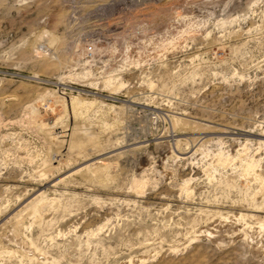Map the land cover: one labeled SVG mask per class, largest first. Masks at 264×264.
Segmentation results:
<instances>
[{
	"label": "rangeland",
	"instance_id": "rangeland-1",
	"mask_svg": "<svg viewBox=\"0 0 264 264\" xmlns=\"http://www.w3.org/2000/svg\"><path fill=\"white\" fill-rule=\"evenodd\" d=\"M0 264H264V0H0Z\"/></svg>",
	"mask_w": 264,
	"mask_h": 264
},
{
	"label": "built area",
	"instance_id": "built-area-1",
	"mask_svg": "<svg viewBox=\"0 0 264 264\" xmlns=\"http://www.w3.org/2000/svg\"><path fill=\"white\" fill-rule=\"evenodd\" d=\"M100 42L98 38H89L79 46V58L75 65L79 74L78 82L70 80L60 82L62 95L100 98L110 102L120 100L117 95L109 91L106 83L108 80L112 85L119 83L121 79L119 74H124V71L113 68L116 54L111 50L107 51Z\"/></svg>",
	"mask_w": 264,
	"mask_h": 264
},
{
	"label": "bare ground",
	"instance_id": "bare-ground-1",
	"mask_svg": "<svg viewBox=\"0 0 264 264\" xmlns=\"http://www.w3.org/2000/svg\"><path fill=\"white\" fill-rule=\"evenodd\" d=\"M46 32V31H44ZM47 34V33H46ZM42 38V37H40ZM79 76V74H77V77ZM109 81V80H108ZM107 81V82H108ZM49 94V93H48ZM54 94V93H53ZM45 96V95H44ZM43 96V98H44ZM50 96V94H49ZM58 99L55 100V102H61V105L63 107L64 112H68L72 115L73 118H77L80 117L82 115H85V113H87L89 111V109H91L92 107H94L96 104H98L96 102V100H85L82 98H79V96H64L61 94V92H59V94H57ZM62 99V100H60ZM99 106V105H98ZM52 107V106H51ZM97 107V106H96ZM33 112H35L34 110H32ZM90 112V111H89ZM67 114V113H66ZM71 117V116H70ZM62 119V116L60 115L56 121H60ZM41 126H47L46 123H40ZM72 133V132H71ZM74 134V132H73ZM82 141V140H81ZM105 166V165H104ZM249 167V166H248ZM99 168V167H98Z\"/></svg>",
	"mask_w": 264,
	"mask_h": 264
}]
</instances>
